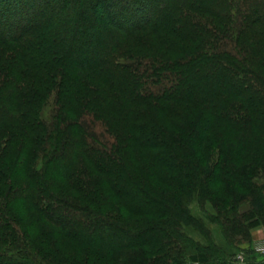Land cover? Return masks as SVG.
Masks as SVG:
<instances>
[{"label": "trees", "instance_id": "trees-1", "mask_svg": "<svg viewBox=\"0 0 264 264\" xmlns=\"http://www.w3.org/2000/svg\"><path fill=\"white\" fill-rule=\"evenodd\" d=\"M261 221L264 0H0V264H241Z\"/></svg>", "mask_w": 264, "mask_h": 264}, {"label": "rangeland", "instance_id": "rangeland-1", "mask_svg": "<svg viewBox=\"0 0 264 264\" xmlns=\"http://www.w3.org/2000/svg\"><path fill=\"white\" fill-rule=\"evenodd\" d=\"M94 130L97 133L101 132V129L98 126L97 127L94 126ZM196 207L197 206L195 205V208ZM206 208L211 213H213V208H212V205H210V203H207ZM263 236H264V221H261V224L252 231L251 243L249 244L247 242H243L239 246V251H242V252L238 254V261L241 264H248L250 262H260L261 260L264 259L263 257L256 254L253 250V247L255 244L261 243Z\"/></svg>", "mask_w": 264, "mask_h": 264}, {"label": "built area", "instance_id": "built-area-1", "mask_svg": "<svg viewBox=\"0 0 264 264\" xmlns=\"http://www.w3.org/2000/svg\"><path fill=\"white\" fill-rule=\"evenodd\" d=\"M253 250L259 256L264 257V236H263L261 243H257L254 245Z\"/></svg>", "mask_w": 264, "mask_h": 264}, {"label": "crops", "instance_id": "crops-1", "mask_svg": "<svg viewBox=\"0 0 264 264\" xmlns=\"http://www.w3.org/2000/svg\"><path fill=\"white\" fill-rule=\"evenodd\" d=\"M263 239V238H262ZM262 241V240H261Z\"/></svg>", "mask_w": 264, "mask_h": 264}]
</instances>
